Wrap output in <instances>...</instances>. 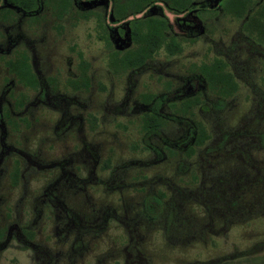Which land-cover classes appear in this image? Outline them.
I'll return each instance as SVG.
<instances>
[{
    "label": "flooded vegetation",
    "instance_id": "obj_1",
    "mask_svg": "<svg viewBox=\"0 0 264 264\" xmlns=\"http://www.w3.org/2000/svg\"><path fill=\"white\" fill-rule=\"evenodd\" d=\"M66 18L75 27L89 26L86 34L101 53L106 74L114 83L122 82L114 100L113 83L107 90L105 84L103 113L111 118L136 117L138 139L130 148L149 154L147 159L129 158L118 164L104 159L100 167L108 171L106 181L112 185H124L128 169L152 166L178 153L185 158L196 155L207 168L215 158L222 163L240 161L241 138L255 143L257 134H264L255 130L257 119L264 120V88L253 75L257 65L264 71V0H0V184L6 179L9 188L19 191L14 203L30 205L32 213L24 225L15 215L0 219L5 221L0 225V264H19L22 256L29 264L31 260L49 264L48 241L36 239L43 236V228L34 227L38 221L44 223L47 209L57 242L71 235V254L80 248L82 233L101 232L109 213L105 209L92 214L85 224L83 216L65 204L69 189L79 193L97 182L92 164L84 177L78 175L80 163H93L97 156V146L81 138L80 125L83 121L89 130L97 128L96 109L87 110L89 94L93 84L104 90L102 83L93 81L92 63L74 41L68 46L75 58L73 70L62 78L43 73L36 44L46 30L54 39L62 38ZM220 18L237 22L228 43L216 41L210 59L168 71L163 58L168 65L183 57L188 45L206 41ZM36 31L42 35L34 36ZM145 71L154 73L159 89L143 85L137 91ZM162 76L169 79L161 81ZM241 88L251 94L249 109L228 126L225 117L234 109ZM37 107L56 116L55 139L75 131L80 148L47 160L38 142L34 149L32 140L17 139L21 127L30 128ZM198 131L205 134L201 143L196 141ZM5 203L0 195V205Z\"/></svg>",
    "mask_w": 264,
    "mask_h": 264
},
{
    "label": "rangeland",
    "instance_id": "obj_2",
    "mask_svg": "<svg viewBox=\"0 0 264 264\" xmlns=\"http://www.w3.org/2000/svg\"><path fill=\"white\" fill-rule=\"evenodd\" d=\"M64 26L62 38L54 39L46 30L43 41L36 44V48L41 51L39 65L43 73L45 75L57 73L62 78L67 75L69 69L73 70L75 58L68 46L74 41L81 46L87 59L92 63L93 81H96L95 84L102 83L104 88L100 91L97 88L98 85L93 84L89 94L87 110H91V107L96 109L99 116L97 128L91 131L83 121L80 125L81 138L97 146V156L93 163H80L78 175L84 177L92 164L97 182L93 186L84 187V190L79 193L69 189L65 204L68 208L78 211L76 215H82L86 221L85 224L92 220L90 218L93 217L92 214L96 215L105 209H108L109 213L101 224L103 225L101 232L97 235L89 232L82 233L80 248L71 254L69 247L71 235L63 243L57 242L52 232V213L47 209L44 212L47 215L43 220L44 223L38 221L34 227L37 231L43 228V236H36V239L48 241L49 264H264V208L252 202L254 209L248 211L249 206L246 207L244 204L243 207H239L240 212L236 210L235 216L227 220L220 204L216 212L208 207L211 204L209 201L198 198L208 195L209 192H205L208 185L217 182L214 175L217 176L219 172L233 171L231 169L234 168L238 170V167L243 166L241 161L231 160L222 163L218 160L207 168L196 155L185 158L183 153H178L152 166L128 169L125 171L122 186L112 185L114 182L106 181L108 171L100 167L104 159L109 158L112 164H118L129 158L147 159L149 154L147 152L140 154L130 148V145L138 139L136 117L111 118L102 111L101 105L107 95L105 84L107 90L109 84L113 83L111 98L114 100L120 96L122 82L114 83V80L106 74L101 53L86 34L89 26L83 23L75 27L68 18L64 20ZM236 28V21L220 18L209 32L212 34L211 37H208L206 41L188 45L183 57L168 62V65L163 58L162 63L166 65L168 71L175 72L186 63L210 59L216 41L227 44ZM40 34L41 31H36L33 35ZM151 72L145 71L141 75L136 87L139 89L137 91L143 90V85L153 91L159 89L155 75ZM253 75L255 81L264 88V71H260V66L255 67ZM260 76L263 79L259 80ZM164 79L169 78L162 76L161 81ZM245 93L244 88L237 93L236 105L225 117L228 126L235 125L240 116L249 109L252 97L251 94ZM32 112L30 128L21 127V133L17 139L27 140L28 143L32 140L35 142L32 145L34 149L41 146L42 150H45L47 160L55 159L62 153L65 155L72 153L80 148V141L75 131L66 133L63 140L55 139L53 133L55 115L42 107H37ZM84 115L83 110L82 116ZM255 130L264 132L263 119H257ZM251 157L252 167L244 166L245 172H241L250 177L249 181L253 180V174L257 171L258 174L255 176L259 175L257 166L264 169V145L252 149ZM180 162H184V168L179 170ZM235 173L238 174V172ZM203 174L204 178H202ZM51 175L49 173L43 177L46 179ZM41 177L39 176L37 180L40 181ZM36 184V187L40 188V185ZM234 184L238 186L224 187L228 194L233 195L235 190L244 183L237 181ZM172 188V192L179 189L181 194L179 197L175 196L177 199L175 198L170 207L169 214L173 213L177 218L171 226L169 220L165 218V213L163 215L161 213V218L154 219L150 223L147 218L140 217L141 201L144 198L150 194L156 196L161 192L164 194L162 200L168 201ZM190 191L193 192L192 196L184 198L190 195ZM0 195L6 199L5 205H0V219L10 217L13 219L15 215L19 225L30 221L32 215L30 205L22 202L14 203L20 194L15 188H9L6 179H3L0 184ZM156 212L157 210L154 211ZM99 221L100 219L95 222ZM4 222L0 220V225ZM179 228L183 229L179 234L185 241H176L177 236L174 233H178ZM134 245L138 248L131 253L129 248ZM31 263L34 264L32 260ZM19 264H29V259L22 256Z\"/></svg>",
    "mask_w": 264,
    "mask_h": 264
},
{
    "label": "trees",
    "instance_id": "obj_3",
    "mask_svg": "<svg viewBox=\"0 0 264 264\" xmlns=\"http://www.w3.org/2000/svg\"><path fill=\"white\" fill-rule=\"evenodd\" d=\"M247 1V0H245ZM258 133V132H257ZM256 135V133H253ZM197 139L196 141H198V143H201L204 138H205V134L202 131H198L197 134ZM251 140H247L246 138H241V142L240 145L241 146V159L240 161L243 163L242 167H238V170L231 169L233 171H229V172H219L216 175H214V179L216 178L217 182L216 183H211L210 185H208V188H206L205 192H209L207 196L203 195L200 196L198 198H202L205 201H209L211 204H209V208L212 210H216V212L218 211L220 207L219 204L221 205V209H222V213H224V217L227 218V220H230L229 218L231 216H235V211H239V207H243L244 204L246 207L249 206L248 211L253 210V203H255V205H257L260 208H264V169H261L260 166H257L258 170H259V175L255 176L256 174H258V171L256 173L253 174V180H250V177L245 174V173H241V172H245L244 166H251V162L253 161L251 158V150L254 148L262 147L264 145V134L259 133L256 136V142H250ZM256 145V146H255ZM216 161L218 162V158H215L212 163ZM181 164L179 165V170L180 168H184V162H180ZM256 163V162H253ZM235 172H238V174L236 175ZM230 173V174H228ZM204 174L203 177L204 178ZM241 177V178H240ZM210 178V177H209ZM220 178V179H219ZM219 179V180H218ZM204 180V179H203ZM222 180V181H221ZM240 181L244 184L240 185L236 190L235 193H233V195L228 194L226 192V188H230V187H236L238 186L237 184H234L235 182ZM248 181V182H247ZM225 183H227V185L225 186ZM229 183H231V185H229ZM249 183V184H248ZM171 187V186H170ZM173 188L171 190V195H169L168 197V201L162 200L163 199V193H159L158 195H148L146 198H144L141 201V208L139 211V215L140 217H145L147 218V220L149 221L148 223H150V221H154V219H158L161 218L162 215L165 213L166 215V219L169 220L170 222V226L171 223L176 220L177 218H175V215L169 214L171 212V205L172 203L177 199L175 196L177 195V197H179V195L181 194L179 189H175L174 192ZM193 194L192 191H190V195H186V197H191ZM176 198V199H175ZM181 198V197H180ZM227 198H232V199H227ZM201 199V200H202ZM200 200V201H201ZM253 202V203H252ZM231 208H233L232 210H230ZM157 210L156 213H154V211ZM246 212V211H244ZM152 213V215H151ZM162 213V215L160 216V214ZM237 214V213H236ZM223 217V218H224ZM165 219V222H166ZM226 220V219H225ZM175 222V221H174ZM185 225V223L183 224ZM167 229V228H166ZM180 230H178V233H174L177 236V240L176 241H185L184 239H182V236L179 234L181 233V230H183L182 228H179ZM132 235V234H131ZM170 238V237H169ZM138 248V246L134 245L133 247H130L129 250L132 253L133 250H136ZM134 255V254H133Z\"/></svg>",
    "mask_w": 264,
    "mask_h": 264
}]
</instances>
